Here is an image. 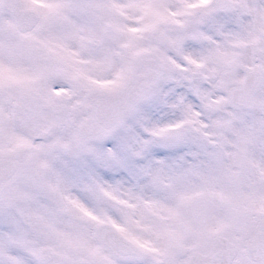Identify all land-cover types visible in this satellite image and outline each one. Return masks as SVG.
Wrapping results in <instances>:
<instances>
[{"label": "snow or ice", "instance_id": "6c2138e0", "mask_svg": "<svg viewBox=\"0 0 264 264\" xmlns=\"http://www.w3.org/2000/svg\"><path fill=\"white\" fill-rule=\"evenodd\" d=\"M0 264H264V0H0Z\"/></svg>", "mask_w": 264, "mask_h": 264}]
</instances>
